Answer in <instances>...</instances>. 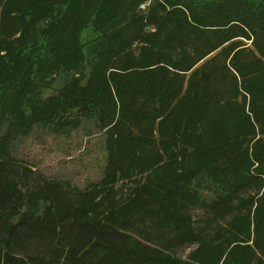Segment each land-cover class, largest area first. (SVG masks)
<instances>
[{
    "label": "trees",
    "instance_id": "1",
    "mask_svg": "<svg viewBox=\"0 0 264 264\" xmlns=\"http://www.w3.org/2000/svg\"><path fill=\"white\" fill-rule=\"evenodd\" d=\"M0 264H264V0H0Z\"/></svg>",
    "mask_w": 264,
    "mask_h": 264
},
{
    "label": "rangeland",
    "instance_id": "2",
    "mask_svg": "<svg viewBox=\"0 0 264 264\" xmlns=\"http://www.w3.org/2000/svg\"><path fill=\"white\" fill-rule=\"evenodd\" d=\"M194 214H195L196 217L201 215V213H199V212H196V213H194ZM187 252H188V250H186V251L184 252V255H185Z\"/></svg>",
    "mask_w": 264,
    "mask_h": 264
}]
</instances>
